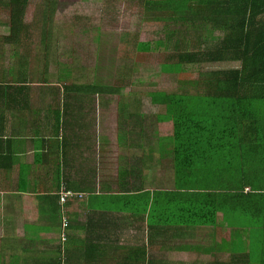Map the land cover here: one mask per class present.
<instances>
[{
    "label": "crops",
    "instance_id": "crops-1",
    "mask_svg": "<svg viewBox=\"0 0 264 264\" xmlns=\"http://www.w3.org/2000/svg\"><path fill=\"white\" fill-rule=\"evenodd\" d=\"M4 46L0 63L18 66L23 52ZM8 76L6 69L2 87L17 81ZM23 81L30 90H0V264H228L237 237L250 241L223 214L216 224L175 217L165 201L175 188L173 159L160 168V137L136 135L119 113L116 128L105 127L100 97L115 94L38 91L43 79ZM130 95L117 108L138 115L144 101ZM64 184L84 197L62 209ZM250 250L236 258L247 264Z\"/></svg>",
    "mask_w": 264,
    "mask_h": 264
},
{
    "label": "trees",
    "instance_id": "trees-1",
    "mask_svg": "<svg viewBox=\"0 0 264 264\" xmlns=\"http://www.w3.org/2000/svg\"><path fill=\"white\" fill-rule=\"evenodd\" d=\"M10 2V19L4 20L10 34L0 37V48L8 43L17 53H30L36 35L33 29L39 24L26 23L28 0ZM138 5L144 7L143 16L148 21L170 23V27L181 25L182 33L187 32L179 39L180 46L162 63L163 73L178 76L183 91L130 95L133 103L145 96L161 109L155 121L156 136L160 137V168L168 166L166 158L173 159L170 167L175 186L166 193L165 201L175 206V217L185 222L216 224L219 214H223L235 232L238 228L249 231L251 243L238 236V241L232 243L234 257L228 263L246 264L237 255L245 248L252 249L253 242L264 244V0H138ZM215 31L221 32L222 38L210 49L201 38ZM168 37L175 45L179 42L174 34ZM193 40L198 45L182 47ZM136 47L138 52L150 51L147 43L138 42ZM202 65L219 67L202 74L201 80L191 79L188 67ZM61 72L57 84L49 87L50 82L43 79L42 88L35 90L118 95L122 88L76 85L73 72ZM16 80L7 88L0 84V90L21 93L33 85L23 81L22 76ZM119 117H123L122 122L124 118L136 122L141 118L144 122L143 116L126 106L120 107ZM149 131L147 136L154 137ZM169 210L172 213L173 209ZM239 242L243 244L236 246ZM246 261L264 264L252 257Z\"/></svg>",
    "mask_w": 264,
    "mask_h": 264
},
{
    "label": "rangeland",
    "instance_id": "rangeland-1",
    "mask_svg": "<svg viewBox=\"0 0 264 264\" xmlns=\"http://www.w3.org/2000/svg\"><path fill=\"white\" fill-rule=\"evenodd\" d=\"M10 4V0H0V20L4 22L0 23V37L10 34V27L5 24L10 19ZM28 4L26 23L39 24L33 29L35 47L28 51L35 53L36 57L23 54L24 60L21 59L16 67L0 63V79L7 69L14 77L22 76L30 80L46 78L51 80L50 83L57 84L59 75L63 73L61 71L67 70L73 72L76 85L122 87L118 95L100 97L104 125L114 128L117 124L114 120H117L120 110L117 107L125 96L158 90L183 91L178 76L163 73L162 63L176 46H180L179 39L187 32L182 33L184 27L181 25L170 27V23L148 21L138 0H49V3L48 0H28ZM41 22L46 25L41 26ZM193 32L197 33L196 30ZM169 34L176 35L177 45L175 41H168ZM221 38V32L215 31L212 35L204 33L201 39L212 49ZM193 41L182 47L189 49L193 44L198 45L196 40ZM138 42L147 43L150 51L138 52ZM217 67L219 65L189 66L188 71L191 72V79L201 80L202 74ZM141 101H144L140 112L144 122L141 118L138 122L134 120L132 128L145 129L146 133L150 130V135L156 137L155 121L161 109L153 106L150 98L141 96ZM102 103L106 107H102ZM239 244L243 243L235 245ZM263 252L264 244L252 243V260L264 261Z\"/></svg>",
    "mask_w": 264,
    "mask_h": 264
},
{
    "label": "built area",
    "instance_id": "built-area-1",
    "mask_svg": "<svg viewBox=\"0 0 264 264\" xmlns=\"http://www.w3.org/2000/svg\"><path fill=\"white\" fill-rule=\"evenodd\" d=\"M59 198H60V204L62 209H65L67 202H69L72 199H82L84 196L81 194H78L76 192L71 191L68 189V187L64 184L61 186L59 190ZM68 226V222L66 218H63V223H62V238L65 240L66 238V228Z\"/></svg>",
    "mask_w": 264,
    "mask_h": 264
}]
</instances>
